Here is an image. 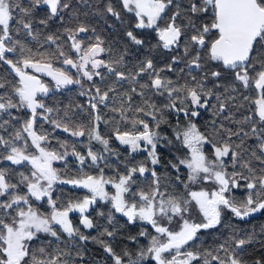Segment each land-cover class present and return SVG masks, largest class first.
<instances>
[{
	"label": "snow or ice",
	"instance_id": "obj_1",
	"mask_svg": "<svg viewBox=\"0 0 264 264\" xmlns=\"http://www.w3.org/2000/svg\"><path fill=\"white\" fill-rule=\"evenodd\" d=\"M0 68V264H264V0H0Z\"/></svg>",
	"mask_w": 264,
	"mask_h": 264
},
{
	"label": "trees",
	"instance_id": "obj_2",
	"mask_svg": "<svg viewBox=\"0 0 264 264\" xmlns=\"http://www.w3.org/2000/svg\"><path fill=\"white\" fill-rule=\"evenodd\" d=\"M93 23H95L98 30H100L104 33L106 39L113 41V42L120 41V46H123L124 42H123L122 38L120 36H118L116 33H114L110 28H108L102 21L94 20ZM109 23H111V21H109ZM153 43H155L154 40H153ZM145 51H147V50H145ZM2 71H3V68H0V72H2ZM43 78L46 80H49V78H47V77H43ZM54 98L56 100L62 101L64 103H67V102H69V100H72V99H79L81 101L83 100V98L77 96L75 89L72 92H69L67 90H62L60 93H57ZM46 127H47V125H46ZM57 135H60L63 137L65 134L58 132ZM81 150H83V149L81 148ZM63 187L65 188L66 191H70L73 196L83 194V190H78V189L72 190V189H69L68 186H63ZM104 207L106 208L107 206H104ZM93 215H95V213H93ZM76 216H77V214H73L74 222H76ZM97 219L100 220L101 224L105 223L103 218H97ZM117 219L120 221L121 225L125 224L124 218L120 217L119 214H117ZM232 223H236L239 225V227L244 228V229H251V228H253V226H255L257 231H258L259 226L264 224V215L257 214L254 218H250V220L248 222H238V221L233 220ZM149 230H151V229H149ZM82 231H85L87 233L89 230H85L82 228ZM126 231H130L133 234H135V232L138 231V228L135 226H128ZM91 234L96 235V231L92 230ZM141 243H146V241L143 238H141ZM113 244L114 245L129 244L130 245V242L123 239V236H118L117 239L115 241H113ZM87 248H88V253L86 255L87 264H110V261L107 260L106 253H104L103 249L99 245L89 243L87 245Z\"/></svg>",
	"mask_w": 264,
	"mask_h": 264
},
{
	"label": "flooded vegetation",
	"instance_id": "obj_3",
	"mask_svg": "<svg viewBox=\"0 0 264 264\" xmlns=\"http://www.w3.org/2000/svg\"><path fill=\"white\" fill-rule=\"evenodd\" d=\"M48 78V77H47ZM46 80V79H45ZM47 81H49L50 82V78H49V80H47Z\"/></svg>",
	"mask_w": 264,
	"mask_h": 264
},
{
	"label": "rangeland",
	"instance_id": "obj_4",
	"mask_svg": "<svg viewBox=\"0 0 264 264\" xmlns=\"http://www.w3.org/2000/svg\"><path fill=\"white\" fill-rule=\"evenodd\" d=\"M111 190V189H110Z\"/></svg>",
	"mask_w": 264,
	"mask_h": 264
}]
</instances>
